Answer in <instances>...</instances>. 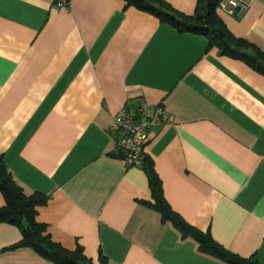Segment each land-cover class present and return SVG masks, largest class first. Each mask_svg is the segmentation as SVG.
<instances>
[{"label":"crops","instance_id":"crops-1","mask_svg":"<svg viewBox=\"0 0 264 264\" xmlns=\"http://www.w3.org/2000/svg\"><path fill=\"white\" fill-rule=\"evenodd\" d=\"M247 1L217 13L264 50V0ZM143 99L164 110L145 156L173 209L264 264V73L125 0H0V155L26 194L46 196L36 218L53 240L107 264H232L143 202L147 171L127 163L115 123ZM22 238L0 221V264H56Z\"/></svg>","mask_w":264,"mask_h":264},{"label":"trees","instance_id":"trees-1","mask_svg":"<svg viewBox=\"0 0 264 264\" xmlns=\"http://www.w3.org/2000/svg\"><path fill=\"white\" fill-rule=\"evenodd\" d=\"M143 10L155 13L163 21L169 22L182 31H192L206 35L211 46L217 45L220 52L242 59L258 71L264 73V50L244 38L235 36L224 24L217 13L219 0H198L193 14L176 9L167 0H125ZM144 165L152 190V200H143L160 211L164 219L170 220L183 234L192 236L199 243L203 252L217 256L232 264H259L252 258L242 257L226 249L211 234L190 224L167 200L162 180L155 169L153 159L146 155ZM0 191L5 197V204L0 207V221L19 225L23 238L14 246H31L41 255L56 264H107L104 255L99 261L87 257L81 245L75 250L64 247L53 240L46 232L47 225L37 220V205L46 203V196L40 193L26 194L7 170L0 155Z\"/></svg>","mask_w":264,"mask_h":264},{"label":"built area","instance_id":"built-area-1","mask_svg":"<svg viewBox=\"0 0 264 264\" xmlns=\"http://www.w3.org/2000/svg\"><path fill=\"white\" fill-rule=\"evenodd\" d=\"M68 2L69 0H57L59 5ZM247 5V0H219L218 3L221 9L233 15L241 14ZM149 108V104L143 99L134 111L123 110L115 116L119 143L129 165L142 164L150 129L164 121V110L161 105L152 112Z\"/></svg>","mask_w":264,"mask_h":264}]
</instances>
